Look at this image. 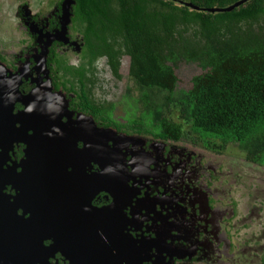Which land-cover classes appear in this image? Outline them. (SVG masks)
Returning <instances> with one entry per match:
<instances>
[{"label": "flooded vegetation", "instance_id": "af4514ba", "mask_svg": "<svg viewBox=\"0 0 264 264\" xmlns=\"http://www.w3.org/2000/svg\"><path fill=\"white\" fill-rule=\"evenodd\" d=\"M83 1L0 0V264H264V159L155 130Z\"/></svg>", "mask_w": 264, "mask_h": 264}, {"label": "trees", "instance_id": "16d2710c", "mask_svg": "<svg viewBox=\"0 0 264 264\" xmlns=\"http://www.w3.org/2000/svg\"><path fill=\"white\" fill-rule=\"evenodd\" d=\"M84 0L81 19H106L110 61L119 51L131 58L130 76L154 129L176 138L181 124L164 116L171 104L204 136L235 142L256 160L264 156V0ZM182 4L192 5L194 11ZM118 8V10H117ZM122 41V44H121ZM115 47L117 51L113 50ZM204 71L187 91H175L176 63ZM117 63V62H116ZM163 100V101H162ZM162 103V104H160Z\"/></svg>", "mask_w": 264, "mask_h": 264}, {"label": "rangeland", "instance_id": "374dc122", "mask_svg": "<svg viewBox=\"0 0 264 264\" xmlns=\"http://www.w3.org/2000/svg\"><path fill=\"white\" fill-rule=\"evenodd\" d=\"M203 71L204 70L198 64L193 63V62L181 61V62L176 63V66L174 67V73L177 77V81L175 84V91L176 92L187 91V89L191 87L192 77L197 74L202 73ZM130 84H132L131 80L129 82V86ZM126 86L128 87V84H126ZM138 96H139V92H137L136 89H134L133 97L138 98ZM116 97L122 98L124 97V93L122 94L118 92L116 95H114V98L111 96L110 98L112 99L110 100L117 101ZM128 104H129V107L131 108L127 106L126 107L117 106V108L119 107V109H117L116 114L121 117L125 115L126 118H133L135 115L139 116L140 113L138 111L133 110L134 107L136 108V105L133 103V101H130ZM126 110H128L129 112H127ZM164 116H166L168 120H170L171 122L181 124V126L189 125V123L187 124L183 119H181L180 113H179V107L175 104H171L169 109L165 111ZM184 122L185 124H183ZM263 159H264V156L262 157V160Z\"/></svg>", "mask_w": 264, "mask_h": 264}, {"label": "water", "instance_id": "95a60500", "mask_svg": "<svg viewBox=\"0 0 264 264\" xmlns=\"http://www.w3.org/2000/svg\"><path fill=\"white\" fill-rule=\"evenodd\" d=\"M249 1V0H239L236 2L235 5L229 7V8H226V9H210V10H201L202 12H206V13H210V14H227V13H231L233 11H235L236 9H238L239 7L243 6L244 4H246V2ZM181 5H184L192 10H196L198 11L197 8H195L194 6L192 5H186V4H182V2H180ZM110 132V131H108Z\"/></svg>", "mask_w": 264, "mask_h": 264}]
</instances>
